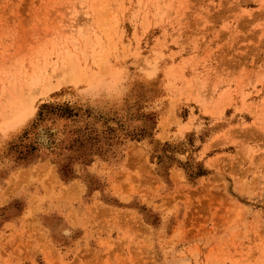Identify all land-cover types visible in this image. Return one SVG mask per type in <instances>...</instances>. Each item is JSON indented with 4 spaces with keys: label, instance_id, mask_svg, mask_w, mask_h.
<instances>
[{
    "label": "rangeland",
    "instance_id": "1",
    "mask_svg": "<svg viewBox=\"0 0 264 264\" xmlns=\"http://www.w3.org/2000/svg\"><path fill=\"white\" fill-rule=\"evenodd\" d=\"M0 264H264V0H0Z\"/></svg>",
    "mask_w": 264,
    "mask_h": 264
},
{
    "label": "bare ground",
    "instance_id": "2",
    "mask_svg": "<svg viewBox=\"0 0 264 264\" xmlns=\"http://www.w3.org/2000/svg\"><path fill=\"white\" fill-rule=\"evenodd\" d=\"M165 9V8H164ZM56 258V257H55Z\"/></svg>",
    "mask_w": 264,
    "mask_h": 264
}]
</instances>
